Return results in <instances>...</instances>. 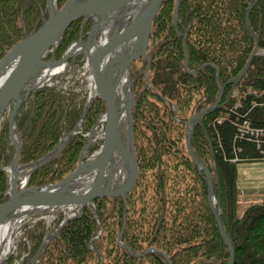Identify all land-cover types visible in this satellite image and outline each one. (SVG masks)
<instances>
[{
  "label": "trees",
  "instance_id": "1",
  "mask_svg": "<svg viewBox=\"0 0 264 264\" xmlns=\"http://www.w3.org/2000/svg\"><path fill=\"white\" fill-rule=\"evenodd\" d=\"M253 1L180 0L174 24L176 0H162L146 53L148 84L146 60L129 67L138 180L126 195V204L119 198H105L79 209L43 247L37 264H228L229 250L208 206L206 176L192 165L184 133L190 116L214 105L219 86L224 88L222 100L195 126L192 152L210 172L234 264H264V198L244 210L241 218L234 207V162L264 160V133L257 140L249 134L241 136L242 123L223 113L231 107L251 121L250 130H264V55L257 53L244 77L234 82L255 48L244 22ZM64 2L58 0L56 9ZM45 3L0 0V59L46 21V15L40 18ZM251 11L249 30L257 38L258 51H264V0ZM82 22L70 25L46 61L60 60L81 32L84 36L90 30L91 21L81 30ZM83 57L67 61L68 66L81 63ZM78 93L74 86L66 90L43 87L31 92L19 107L14 118L20 141L18 166L33 164L53 151L65 135L74 133L59 156L33 171L28 187L55 185L76 169L87 142L82 134L92 131L106 109L101 99H95L77 126L87 106L79 103ZM8 132L6 122L0 132V204L8 180L4 169L15 153ZM101 143H91L86 157ZM35 227L28 235L31 245L22 264L37 254L45 238L41 222ZM120 232V244L127 250L117 245ZM146 249L154 252L144 255Z\"/></svg>",
  "mask_w": 264,
  "mask_h": 264
},
{
  "label": "water",
  "instance_id": "2",
  "mask_svg": "<svg viewBox=\"0 0 264 264\" xmlns=\"http://www.w3.org/2000/svg\"><path fill=\"white\" fill-rule=\"evenodd\" d=\"M56 1L46 0V21L36 31L16 42V45L0 59V116L7 110L8 106L12 105L8 116V131L9 139L13 141L15 146L11 164L4 169L9 174V178L5 192L6 200L0 205V226L14 224V222L33 215L35 212L53 211L58 208L66 209L67 207H80L82 210L83 207L92 205L95 201L104 198H119L126 204L125 197L132 192L138 180L131 125V111L135 102L133 92L130 89L129 67L138 60H146L145 78L146 84H148L147 72L150 59L146 53L152 29L151 25L160 10L162 0H67L58 11L54 8ZM258 1L254 0L247 7L244 20L247 32L255 43V48L243 71L236 76L235 83L244 77L258 49L257 38L250 32L248 25L251 10ZM179 2L180 0L175 2L174 24L177 21L176 11ZM80 19L83 20V26L87 21H92L85 41L80 38L59 61L46 62L44 58L49 54V51L60 44L62 36L70 25ZM82 54H85L90 63L95 96L86 107L78 125L84 120L91 102L95 98L101 99L106 109L101 116V119H103L101 122L105 127L100 149L94 158H88L82 162L81 158L91 142V136L95 130L93 129L87 135L88 143L78 157V164L74 172L67 174L55 185L25 187L19 190L16 184L19 178L18 172L22 168H29L27 179L35 169L50 163L73 134H67L54 150L43 159L19 167L17 159L20 153V141L14 138V133L17 131L14 117L19 110V106L28 98L30 92L40 87L36 86L35 82L41 71L65 65L67 60ZM184 68L188 71L187 63L184 64ZM124 78L126 82L124 86L125 98L123 105L120 106L116 92L121 85V80ZM219 88L214 105L204 108L199 114L193 115L186 122L185 144L192 165L206 176L208 206L216 221L221 239L224 241L227 250H229L228 264H234V250L223 227L220 208H218L219 200L214 202L211 175H209L207 167L201 163L196 154H193L190 144L194 127L197 123H202L201 118L204 114L214 111L221 102L224 88L222 86H219ZM21 92H23L22 99L19 98ZM123 116L125 118L126 140H123L120 134ZM96 125L94 128L97 127ZM65 223L66 221L61 223L58 231ZM58 231L54 235L47 236L39 246L37 254L27 264H33L37 261L43 247L53 236L58 234ZM119 234L117 245L122 249H127L125 245L120 244L122 232ZM149 252H154V250L146 249L144 255ZM165 259L167 261L166 257ZM5 260L6 257L1 264H4Z\"/></svg>",
  "mask_w": 264,
  "mask_h": 264
},
{
  "label": "rangeland",
  "instance_id": "3",
  "mask_svg": "<svg viewBox=\"0 0 264 264\" xmlns=\"http://www.w3.org/2000/svg\"><path fill=\"white\" fill-rule=\"evenodd\" d=\"M57 1H56V4H57ZM66 1L67 0H65V2ZM56 4L54 6L55 9H56ZM56 11H58V10L56 9ZM45 13H46V10H45L44 14L40 18H42L44 15H46ZM83 27L84 26L82 25L81 30H82ZM86 34L84 35L85 37L81 36L82 35V32H81V35H80L79 39L81 38L82 40L85 41ZM78 40L76 42H73L65 51H67L69 48H71V46L73 44L77 43ZM67 61H69V60H67ZM74 64L75 65L72 66V67H69L68 64L61 65V68L59 67L58 71H56L54 73V75L52 74V71H51L50 75H52V76H50V79H48L45 83H46V85L56 86L54 84L57 83V81H58L60 86L64 89V88L73 87V85H75V83L77 82V88L75 90L77 92H79L78 93L79 103L88 105L89 102L95 96V94H94L95 93V86H94L93 79H92V73H91V69H90V64H85V62H83V61L81 63L79 62V63H74ZM76 64H80V65H76ZM45 71H47V70L44 69L43 71H41L42 74L41 75L39 74L40 75L39 78L45 76L43 74V73H45ZM129 82L131 83L130 84V89H131L132 82L130 81V73H129ZM88 92L91 94L90 98H89L90 94H88ZM22 98H23V96H21L20 99H22ZM95 99H97V98H95ZM27 100L28 99L24 100L21 103V105L24 102H26ZM11 108H12V105L8 106L7 110L5 112H3L2 115L0 116V132H1V129L3 128V125L6 122L8 124V116H9V113L11 112ZM85 109H86V107H85ZM100 118H101V116L97 119L98 123L101 122ZM124 119L125 118L123 116L122 117V121H121L120 134H121L123 140H126ZM15 122H16V120H15ZM16 128H17V125H16ZM80 129H81V127H79L77 129L78 133H80ZM185 130H186V128H185ZM8 135H9V132H8ZM87 135H88V133L86 135L82 134V136L84 138H87ZM185 135H186V133H185ZM14 138L18 139L17 131L14 133ZM98 140H102V142H103L102 131L100 130V128L97 129L96 132L92 135L90 144L94 143V142H97ZM87 143H88V138H87L86 144ZM90 144H89V146H90ZM100 146L98 147L97 151L100 149ZM64 147H65V145H64ZM62 149H61V151H62ZM61 151L54 158L59 156ZM86 151L82 155V157L84 159V160H82V162L86 161L88 158H90V159L94 158L96 153H97V151H95L94 153H92L90 155H87V157H86ZM50 153H48V154H50ZM47 155H45V156H47ZM45 156H43V157H45ZM54 158L51 160V162L54 160ZM41 159H43V158H41ZM46 164H49V163H46ZM8 167H5V168H8ZM39 168H41V167H39ZM235 168H236L235 169V171H236L235 172V174H236L235 185L236 186H235V195H234L235 196L234 207H235V211H236V217L237 218H241V215L244 212V210H246L247 208L251 207L252 205H259V204L262 203V200L264 198V161H260V162L259 161L239 162V163L236 164ZM28 171H29V168H22V170H20L18 172L19 173V178H18V181L16 183L17 184V189L22 190L23 187L26 186L24 184V178L27 176ZM8 178H9V174H8ZM6 185H7V183H6ZM5 192H6V190H5ZM5 192H4L3 196H4L5 200H6ZM214 197H215V194H214ZM217 200H219V199H217V197H215L214 198V202H217ZM219 205H220V201H219ZM218 208H221V207H218ZM78 211H79V208H77V207L76 208L67 207L66 209L65 208H61V209H57V210H53V211L52 210H46V212H35V214L26 216V217H24V219H21L20 221H17L18 222V224L16 226L17 230H16V233H15V235L13 237L14 243L12 245L11 252L8 255L0 257V258L3 260L6 257V260H5L4 264H22L25 261V259H26V256L28 254V250H29L30 245H31L30 240H29L30 238H28V235H29L30 232H33L36 229L35 226H36L37 223L41 222V224L44 226L43 232L45 233V236H44L45 237L44 240H45L47 238V236H51L52 235L51 233H53V231H54V224L56 223L58 217L60 218V220H59V223H60L59 227H60V225H61V223L63 221L67 222V220L69 218H71L73 216H76L77 215L76 213H78ZM1 227H3V226H0V228ZM59 227H57V229H59ZM57 229H56V231H57ZM56 231L54 232V234L56 233ZM29 261H31V260H29ZM33 264H37V263L34 262Z\"/></svg>",
  "mask_w": 264,
  "mask_h": 264
},
{
  "label": "bare ground",
  "instance_id": "4",
  "mask_svg": "<svg viewBox=\"0 0 264 264\" xmlns=\"http://www.w3.org/2000/svg\"><path fill=\"white\" fill-rule=\"evenodd\" d=\"M174 17H175V15H174ZM176 18H177V15H176ZM58 69L59 68H56V69L51 68L49 71H45V73H43L45 76L40 80L38 78L35 82V85L39 86L40 84L43 83V80L44 81L48 80V78L50 76H52V75H50V72L52 71V74L54 75V73L56 71H58ZM41 74L42 73L40 72V75ZM125 83L126 82H125V78H124L121 80V85L116 92L117 93V100H118V103L120 104V106L123 105L122 103L124 102V98H125V93H124ZM21 96H23V92L20 93L19 98H21ZM223 113L225 115H227L228 117L233 118L235 121L239 120L243 125V129H245V130L248 129L251 125V121L249 119L247 120L244 116H242L243 118H241V116L239 114L237 115V112L234 113V111H233V109H231V107H229V108L225 107ZM190 117H193V116H190ZM190 117H189V119H190ZM102 121H103V119H102ZM197 124H199V123H197ZM209 175H210V172H209ZM17 224H18V222H14V224H12V223L11 224H5V225H3V227L0 228V257L6 256L11 252V248H12V245L14 243L13 237H14L16 230H17V227H16ZM1 260L2 259L0 258V264L2 262Z\"/></svg>",
  "mask_w": 264,
  "mask_h": 264
},
{
  "label": "built area",
  "instance_id": "5",
  "mask_svg": "<svg viewBox=\"0 0 264 264\" xmlns=\"http://www.w3.org/2000/svg\"><path fill=\"white\" fill-rule=\"evenodd\" d=\"M260 54L261 55H264V51H260ZM259 129V131H254V130H250L249 128L248 129H242V131L240 132L241 133V136H244V135H247L249 134V136L253 139H258L259 136H260V133H264V130H261Z\"/></svg>",
  "mask_w": 264,
  "mask_h": 264
}]
</instances>
